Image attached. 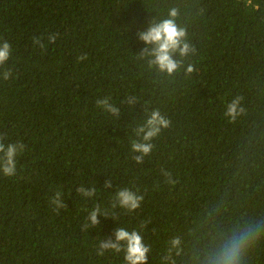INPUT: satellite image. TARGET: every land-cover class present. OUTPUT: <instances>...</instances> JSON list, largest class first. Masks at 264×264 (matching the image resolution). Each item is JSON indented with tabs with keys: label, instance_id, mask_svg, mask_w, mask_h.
Returning a JSON list of instances; mask_svg holds the SVG:
<instances>
[{
	"label": "trees",
	"instance_id": "1",
	"mask_svg": "<svg viewBox=\"0 0 264 264\" xmlns=\"http://www.w3.org/2000/svg\"><path fill=\"white\" fill-rule=\"evenodd\" d=\"M171 8L197 50L187 77L137 58L136 33ZM4 40L14 70L0 80V136L26 147L16 174L0 173V264H123V253L96 255L117 226L139 231L147 264H207L252 228L241 264H264V0H0ZM104 96L118 118L95 105ZM237 96L243 112L230 121L222 113ZM153 109L170 124L137 164L133 129ZM81 184L96 196L81 197ZM123 187L144 196L132 213L110 207ZM96 203L110 215L81 231Z\"/></svg>",
	"mask_w": 264,
	"mask_h": 264
},
{
	"label": "clouds",
	"instance_id": "2",
	"mask_svg": "<svg viewBox=\"0 0 264 264\" xmlns=\"http://www.w3.org/2000/svg\"><path fill=\"white\" fill-rule=\"evenodd\" d=\"M178 11L176 8H171L168 11V17L162 20H150L148 27L145 30L136 33L137 39L143 43L144 47L137 54V58H148L149 68H155L163 73L171 76L173 73H179L183 68L184 75L187 77L196 71L193 63H184V58L196 54V47L188 42L186 29L180 27L176 23ZM57 39V34H49L47 40L49 43H54ZM33 43L41 49L45 47L41 43V38H34ZM12 46L4 40L0 42V80L8 81L13 72L12 67L6 66V61L10 59ZM178 57V58H177ZM87 56H78L77 60H84ZM12 76V79H15ZM135 98L129 99L127 103L131 105ZM242 97L237 96L226 105V110L222 113L229 120H235L237 115L243 112V108L239 107ZM110 96H104L95 100V105L104 113L118 118L120 109L115 103L110 102ZM170 120L166 118L158 109H153L147 114L144 123L133 129L136 136H140V140H130V151L139 153L134 156L133 160L139 164L143 161L144 156H147L153 149V144L150 142L156 137L161 129L167 128ZM141 134H143L141 136ZM6 136H0V173L6 177H11L16 174L17 157L25 150V144L19 140L15 142L5 143ZM169 176V173H165ZM111 181L106 180L104 188H110ZM81 197L91 199L96 196L97 189L93 185L85 187L83 184L75 189ZM64 193L55 191L50 197V204L53 210L57 213L61 209L67 208L64 203ZM144 200L143 195H137L136 192L128 187L119 188L113 194L110 200L111 209L119 207L126 213H132L140 208ZM109 216L107 209L102 210L101 205L96 203L95 206L88 212L81 226V231H86L89 228L99 224L97 216ZM114 219V216L112 217ZM115 239H107L99 244L100 251L96 252L98 257L104 255L105 250L113 253H123V264H147V254L149 247L145 245L142 237L136 228L129 230L126 227H116L114 231ZM254 242V231L252 228L242 230L238 233L234 232L230 237H226L218 248L207 257V264H241L242 257L246 250L252 246ZM172 247L179 245V240L174 239Z\"/></svg>",
	"mask_w": 264,
	"mask_h": 264
}]
</instances>
